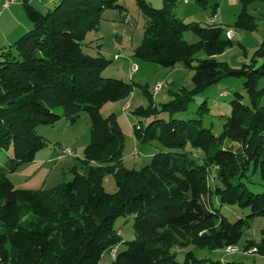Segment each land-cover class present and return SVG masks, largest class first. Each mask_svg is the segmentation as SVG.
Masks as SVG:
<instances>
[{"label": "trees", "instance_id": "trees-1", "mask_svg": "<svg viewBox=\"0 0 264 264\" xmlns=\"http://www.w3.org/2000/svg\"><path fill=\"white\" fill-rule=\"evenodd\" d=\"M119 1L59 0L43 13L21 0L30 28L12 44L0 45V152L6 153L0 166V264H100L101 255L112 249V264H205L191 250L179 262L176 249L235 247L251 219L264 217V40L248 63L233 68L215 56L241 44L221 27L183 22L173 13L176 0H162L158 8L136 0L146 24L133 56L167 68L181 63L193 74L192 87L179 88L160 110L147 94L149 106L133 111L144 117L161 111L170 118L133 125L137 140H156L164 150L144 166L126 168L125 135L115 115L102 116L100 109L128 99L133 82L103 77L111 60L87 55L81 47L103 8H124ZM239 1L243 7L228 29L254 30L246 7L264 0ZM215 23L214 17L208 22ZM185 31L197 41L186 42ZM198 51L206 57L194 65ZM228 76L244 79L249 103L243 94H232L230 114L218 135L203 125L206 101L197 108L198 118H171L186 111L195 94ZM81 112L90 121L82 171L72 170L70 180L47 189L15 188L7 173L33 161L45 145L36 127L62 118L75 123ZM254 173L261 180L260 192L247 188ZM105 175L114 177V192L105 191ZM217 205H237L250 213L231 222ZM125 216L133 219L130 241H121L113 227L116 218ZM120 243L126 247L117 252ZM243 251L264 255V228L259 241H245Z\"/></svg>", "mask_w": 264, "mask_h": 264}, {"label": "rangeland", "instance_id": "rangeland-1", "mask_svg": "<svg viewBox=\"0 0 264 264\" xmlns=\"http://www.w3.org/2000/svg\"><path fill=\"white\" fill-rule=\"evenodd\" d=\"M4 0H0L2 3ZM12 7H22L17 0ZM33 8L46 12L52 9L59 0H26ZM153 8L160 7L162 0H146ZM120 5L124 8H103L98 17L96 29L86 32L81 42L82 50L90 56H102L111 60L110 64L102 72L103 77H112L126 82H133L132 92L128 99L105 103L100 113L107 116L113 113L125 135L123 154V165L126 168H139L149 163L152 154L159 150H164L156 141L143 143L137 140L133 133V125L140 124L144 126L152 118L169 119V115L159 111L156 115L148 117L134 114L133 111L139 107L149 106L147 94L152 100V107L160 110L163 103H167L174 97V93L181 87H192L193 70L179 63L171 68L159 66L153 62L135 58L134 50L140 46L143 39L146 18L136 0H120ZM1 5V4H0ZM14 5V6H13ZM217 5L218 9L214 13L213 7ZM48 6V7H47ZM239 0H204L203 4L198 0H176L173 6V13L183 22H198L201 26H219L226 31L242 8ZM15 8V9H16ZM19 9V8H18ZM21 9V8H20ZM7 11V9H5ZM3 15H5L7 12ZM246 11L253 15V21L256 25L254 30L235 31L232 40L241 45L234 44L227 48L223 53L215 56L217 60L226 62L230 67L238 68L243 63H248L253 52L264 40V3L254 2L246 7ZM24 19L26 15L24 9ZM214 17L215 24H208L210 18ZM29 23V22H28ZM6 27V26H5ZM3 27L0 26V34ZM14 28H5V32L12 34ZM19 32V31H18ZM23 32H19L16 37L10 39L12 44ZM183 39L188 43L197 41V36L191 31H185L182 34ZM0 38V42H1ZM5 44V43H2ZM203 51H198L194 55L193 64L205 58ZM262 60L259 59L256 65L259 66ZM135 64L137 69L130 73V65ZM243 78L224 77L215 84L203 89L200 93L193 96L189 102L187 110L174 113L171 118L192 119L200 117L196 112L198 106L206 101L209 108L208 113L201 119L205 127H210L213 134L218 135L223 128L225 118L230 114L229 101L234 92L244 95L243 102L249 103L243 89ZM264 80H262V85ZM147 85L146 90L142 86ZM158 86V89L156 87ZM264 102V98H263ZM128 103L126 110L122 109L124 104ZM56 112L61 109L57 108ZM89 117L85 112H81L75 123H69L63 118L52 126L38 125L37 133L45 139V145L35 155L33 161L20 165L13 172L7 173V177L15 188L26 190L47 189L55 186L62 181H68L72 178V170L81 172L82 167L80 159L83 155V149L89 142ZM62 148H68L71 151L69 156H60ZM6 153L0 152V166L3 164ZM75 168V169H73ZM106 192H114L115 184L112 175H105L102 180ZM247 188L253 192L262 191L260 177L257 173L251 175V181ZM218 209L225 214L229 221H235L238 218H244L250 213L249 208H240L237 205L220 206ZM132 216L118 217L115 219L113 227L119 231L121 241H130L134 239ZM264 228V217L255 216L250 221V226L244 229L243 234L234 247L221 248L216 250L200 249L195 246H189L185 249H176L177 260L182 262L184 254L191 250L194 256L202 259L203 263L208 264L210 260H231L242 262L244 264H264V255L243 251V245L247 240L259 241L260 230ZM125 245H117V252L124 250ZM252 249H250L251 251ZM100 264H112V255L110 251H105L99 260Z\"/></svg>", "mask_w": 264, "mask_h": 264}, {"label": "crops", "instance_id": "crops-1", "mask_svg": "<svg viewBox=\"0 0 264 264\" xmlns=\"http://www.w3.org/2000/svg\"><path fill=\"white\" fill-rule=\"evenodd\" d=\"M15 2H18V1L16 0ZM0 4H1V2H0ZM20 4H21V2H20ZM21 6H22V4H21ZM0 7H1V5H0ZM15 8L16 7L10 6L7 9V11L3 10L0 14V26L3 27L2 28L3 31L0 34V38L2 39L0 42V45H8V43H10L9 41H10V39H12V37H16V35H18L20 31L24 33L30 28L29 23L26 22L24 19V15H23L24 13L22 12L23 7H18V5H17V8L16 9ZM217 9L218 8H216V10ZM5 11L7 13L5 15H3L5 13ZM5 28H14L13 31H15V32L17 31V32L15 34H13V36H11V38H10V35H12V34L6 33ZM2 43H5V44H2Z\"/></svg>", "mask_w": 264, "mask_h": 264}, {"label": "built area", "instance_id": "built-area-1", "mask_svg": "<svg viewBox=\"0 0 264 264\" xmlns=\"http://www.w3.org/2000/svg\"><path fill=\"white\" fill-rule=\"evenodd\" d=\"M183 2L186 3L187 0H183ZM12 4H14V0H4V1L1 3L0 14H1V12H2L3 10L8 9ZM210 21H213V17L210 18ZM226 35H227V37L232 38V37H234V35H235V31L232 30V29H228V30H226ZM136 69H137V66H136L135 64H131V65H130V73L134 72ZM156 89H158V86L156 87ZM127 108H128V103H126V105H125L122 109H123V110H126ZM69 155H71V151H70V149H68V148H62V149H61L60 156H69ZM230 249H235V248L232 247V248H230ZM254 250H255V249L252 248L251 251H254ZM110 253H111L112 257H113V256H114V253H115V249H112V250L110 251Z\"/></svg>", "mask_w": 264, "mask_h": 264}]
</instances>
